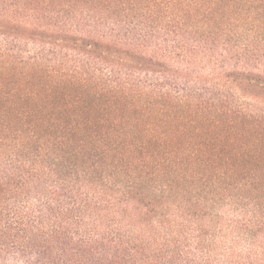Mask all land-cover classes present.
I'll use <instances>...</instances> for the list:
<instances>
[{
  "label": "trees",
  "instance_id": "obj_1",
  "mask_svg": "<svg viewBox=\"0 0 264 264\" xmlns=\"http://www.w3.org/2000/svg\"><path fill=\"white\" fill-rule=\"evenodd\" d=\"M0 264H264V0H0Z\"/></svg>",
  "mask_w": 264,
  "mask_h": 264
}]
</instances>
